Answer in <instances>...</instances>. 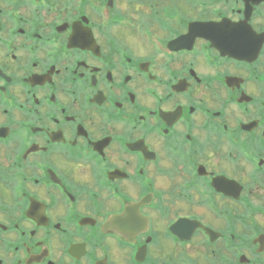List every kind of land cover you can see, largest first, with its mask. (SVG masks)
<instances>
[{"label":"flooded vegetation","instance_id":"flooded-vegetation-1","mask_svg":"<svg viewBox=\"0 0 264 264\" xmlns=\"http://www.w3.org/2000/svg\"><path fill=\"white\" fill-rule=\"evenodd\" d=\"M0 264H264V0H0Z\"/></svg>","mask_w":264,"mask_h":264},{"label":"rangeland","instance_id":"rangeland-1","mask_svg":"<svg viewBox=\"0 0 264 264\" xmlns=\"http://www.w3.org/2000/svg\"><path fill=\"white\" fill-rule=\"evenodd\" d=\"M118 7H119L120 9H122V11H124V9H125V6H124V5H123V6H122V5H119ZM125 10L127 11V9H125Z\"/></svg>","mask_w":264,"mask_h":264}]
</instances>
